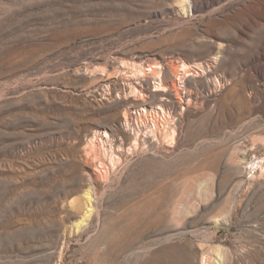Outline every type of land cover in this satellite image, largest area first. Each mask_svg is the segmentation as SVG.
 Segmentation results:
<instances>
[{"label": "rangeland", "instance_id": "obj_1", "mask_svg": "<svg viewBox=\"0 0 264 264\" xmlns=\"http://www.w3.org/2000/svg\"><path fill=\"white\" fill-rule=\"evenodd\" d=\"M0 264H264V0H0Z\"/></svg>", "mask_w": 264, "mask_h": 264}, {"label": "bare ground", "instance_id": "obj_2", "mask_svg": "<svg viewBox=\"0 0 264 264\" xmlns=\"http://www.w3.org/2000/svg\"><path fill=\"white\" fill-rule=\"evenodd\" d=\"M84 196L86 197V200H87V209L90 210V206H91V203L93 201V199H92L93 196L89 192H85Z\"/></svg>", "mask_w": 264, "mask_h": 264}]
</instances>
